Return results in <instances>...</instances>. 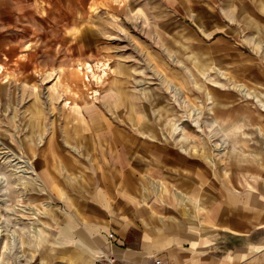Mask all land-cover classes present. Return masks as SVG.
<instances>
[{
    "label": "rangeland",
    "instance_id": "rangeland-1",
    "mask_svg": "<svg viewBox=\"0 0 264 264\" xmlns=\"http://www.w3.org/2000/svg\"><path fill=\"white\" fill-rule=\"evenodd\" d=\"M82 6L74 26L87 22L105 45L90 54L91 65L79 51L67 65L74 52L65 50L57 58L44 52V67L0 73V264H74L76 254L84 257L70 244L73 216L43 177L59 166L52 139L104 155L113 149L104 135L120 133L102 127L157 122V132L168 136L161 138L203 162L206 183L214 177L223 189L237 172V188L264 187V0H93L87 12ZM138 96L145 104L151 98L157 113H133ZM119 107L125 114L106 113Z\"/></svg>",
    "mask_w": 264,
    "mask_h": 264
},
{
    "label": "crops",
    "instance_id": "crops-1",
    "mask_svg": "<svg viewBox=\"0 0 264 264\" xmlns=\"http://www.w3.org/2000/svg\"><path fill=\"white\" fill-rule=\"evenodd\" d=\"M92 1L0 0V73L44 67V52L57 58L65 50L74 52L67 65H74L77 51L85 52L84 64L91 65L90 54L105 45L96 43L87 22L79 29L74 22L77 4L87 12ZM138 98L133 113H157L151 98L147 104ZM106 113L125 114L122 107ZM149 123L102 127L120 133L114 138L105 131L113 149L104 155H86L65 138L51 140L59 149L60 159L54 157L59 166L43 177L52 179L54 197L76 222L70 223V244L86 254H76L74 264H264V202L258 203L264 187L248 182L237 188V172L223 189L214 177L206 183L203 162L168 141L166 132H157V122Z\"/></svg>",
    "mask_w": 264,
    "mask_h": 264
},
{
    "label": "built area",
    "instance_id": "built-area-1",
    "mask_svg": "<svg viewBox=\"0 0 264 264\" xmlns=\"http://www.w3.org/2000/svg\"><path fill=\"white\" fill-rule=\"evenodd\" d=\"M114 261H115V260H109V263H110V264H115ZM125 264H126V263H125ZM156 264H164V262H162L161 260H157V261H156Z\"/></svg>",
    "mask_w": 264,
    "mask_h": 264
}]
</instances>
